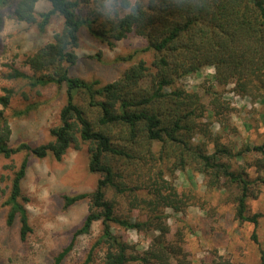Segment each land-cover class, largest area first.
Instances as JSON below:
<instances>
[{"label": "trees", "instance_id": "16d2710c", "mask_svg": "<svg viewBox=\"0 0 264 264\" xmlns=\"http://www.w3.org/2000/svg\"><path fill=\"white\" fill-rule=\"evenodd\" d=\"M40 1L50 8L37 13ZM2 9L19 23L36 24L40 32L53 16L63 18L52 41L25 57L27 71L13 69L7 78L26 81L30 89L63 87L66 101L59 125L49 129L51 142L12 147L4 110L13 90L2 88L0 156L10 158L25 152L38 158L51 155L59 161L69 148L85 143L88 170L100 176L91 193L64 196L66 207L88 198L89 211L53 264H62L76 238L89 235L96 222L101 224V234L85 259L76 264H92L98 252L103 264H191L182 235L177 232L168 238L170 227L164 211L184 213L198 200L191 192L178 191L164 177L166 170L169 176L188 168L202 174L207 188L229 195L236 220L256 228L260 215L248 213L247 201L264 187V140L245 143L238 150L214 142L209 153L205 143L195 144L193 138L201 132L210 135L200 122L205 112L218 119L229 109L216 87L233 85L235 93L264 106V0H147L133 4L127 0H0V30ZM82 26L110 46L134 33L145 39L143 51H150L153 59L150 64L138 61L103 85L69 76V68L77 62V33ZM206 68L214 69L215 84L201 90L212 109L205 108L197 91L188 92L180 83ZM23 113L26 110L16 115ZM27 166L25 156L14 172L6 200L7 224L18 221L22 242L31 233L23 204L26 198L21 193ZM252 168L257 176H250ZM108 190L113 198L107 197ZM124 194L131 196V210L145 212L144 220L132 222L116 215L114 199ZM113 225L144 234L149 238L148 247L135 249L114 233ZM251 237L256 241L255 232ZM260 264H264L263 251Z\"/></svg>", "mask_w": 264, "mask_h": 264}, {"label": "rangeland", "instance_id": "374dc122", "mask_svg": "<svg viewBox=\"0 0 264 264\" xmlns=\"http://www.w3.org/2000/svg\"><path fill=\"white\" fill-rule=\"evenodd\" d=\"M130 4L136 1L127 0ZM49 3L40 1L37 13L47 11ZM3 26L0 30V95L2 88L13 90L8 108L4 110L11 129L10 145L25 143L37 147L52 141L51 127L59 125V113L66 101L62 88L55 85L30 89L26 81L8 79L13 69L27 71L23 62L37 47L52 41L54 33L61 30L63 18L53 16L43 32L36 24L28 25L15 21L10 12L2 9ZM127 12V10H125ZM40 20V19H39ZM78 46L75 49L77 62L69 68L68 74L85 82L106 84L118 79L122 73L138 61L150 64L153 55L143 51L147 45L144 38L128 34L112 46L88 33L82 26L78 33ZM214 69L206 68L183 80L181 85L188 92L197 91L202 96L205 108L209 107V97L201 88L215 84ZM222 91V99L229 109L222 116L205 112L200 122L209 132L196 134L195 144L205 143L207 151H213L214 142L240 149L245 143L259 144L264 140V106L254 103L248 97L235 93L233 85L216 87ZM1 108V107H0ZM21 115L17 112L25 111ZM216 140V141H214ZM28 157L26 175L21 183V193L26 202L28 223L31 233L24 242L19 240V223L7 224L6 205L10 183L14 172L23 158ZM88 144L71 147L61 160L51 155L38 158L21 152L10 158L0 156V264H53L54 258L69 245L73 233L81 226L89 211V199L84 198L66 207L64 196L89 194L95 187L99 175L88 170ZM239 164V163H238ZM250 176H257L254 168ZM164 177L178 191L191 192L198 204L192 205L184 213H174L166 209L167 224L170 227L169 239L177 232L182 235L183 250L191 264H260L261 251L264 252V187L258 195L247 201L248 213L259 214L256 228L248 222H238L234 215V204L228 194L210 190L205 186L202 174L188 168ZM107 197L113 198L112 191ZM130 195L117 196L116 215L123 219L144 220L145 212L131 210ZM101 224L96 222L89 235L79 236L62 264L82 262L92 244L101 234ZM112 230L123 240L143 251L148 247L149 238L134 229H124L113 225ZM255 232L256 241L251 235ZM177 237V236H176ZM98 252L92 264H103Z\"/></svg>", "mask_w": 264, "mask_h": 264}]
</instances>
